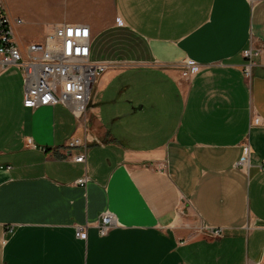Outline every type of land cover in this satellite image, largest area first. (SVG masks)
Listing matches in <instances>:
<instances>
[{
  "label": "crops",
  "instance_id": "crops-1",
  "mask_svg": "<svg viewBox=\"0 0 264 264\" xmlns=\"http://www.w3.org/2000/svg\"><path fill=\"white\" fill-rule=\"evenodd\" d=\"M63 1L74 12L31 43L85 24L90 58L101 38L111 56L94 61L119 66L98 78L86 132L60 104L23 108L20 69L0 72V264H264V57L245 79L241 54L264 45V0H111L106 18L98 0ZM104 212L116 224L100 236Z\"/></svg>",
  "mask_w": 264,
  "mask_h": 264
},
{
  "label": "built area",
  "instance_id": "built-area-1",
  "mask_svg": "<svg viewBox=\"0 0 264 264\" xmlns=\"http://www.w3.org/2000/svg\"><path fill=\"white\" fill-rule=\"evenodd\" d=\"M253 3L257 0H247ZM22 20H11L0 0V72L9 67L20 69L23 77L24 94L22 106L33 110L39 107L55 105L64 106L74 117L82 130L86 132V111L94 103V87L100 75L119 64L109 61H92L90 59L91 32L85 24H57L51 27L41 42L20 45L15 39L14 26H20ZM245 63L242 67L245 79L251 77V69L258 65L264 57V45L249 46L242 51ZM181 77L188 80L196 73L197 64L185 60L180 65ZM259 120L253 119L251 125H258ZM68 149H80V154L73 158L74 162L83 163L87 150L85 142L79 138H70L66 144ZM236 163L237 168L248 166V147ZM261 170H264V163ZM88 177L83 176L75 182L84 187ZM115 220L110 213L100 215L97 231L105 236L114 226ZM199 232L220 239L223 229L201 227ZM75 236L85 239L86 234L77 227Z\"/></svg>",
  "mask_w": 264,
  "mask_h": 264
},
{
  "label": "rangeland",
  "instance_id": "rangeland-1",
  "mask_svg": "<svg viewBox=\"0 0 264 264\" xmlns=\"http://www.w3.org/2000/svg\"><path fill=\"white\" fill-rule=\"evenodd\" d=\"M5 9L10 15L18 17L22 20V25L14 28V31L19 33V43L29 44L45 31V26L51 20L69 9L74 12L72 3L66 4L63 0H1ZM99 10H101L102 17L111 16V0H98ZM9 15V14H8ZM33 43V42H32ZM107 48L103 45L102 39H96L92 48V61L95 59H105L111 55L106 54Z\"/></svg>",
  "mask_w": 264,
  "mask_h": 264
}]
</instances>
